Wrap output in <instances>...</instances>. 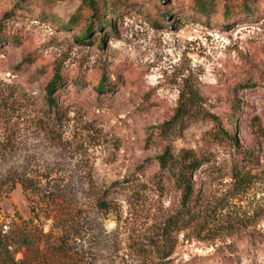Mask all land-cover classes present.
Segmentation results:
<instances>
[{"label":"rangeland","instance_id":"rangeland-1","mask_svg":"<svg viewBox=\"0 0 264 264\" xmlns=\"http://www.w3.org/2000/svg\"><path fill=\"white\" fill-rule=\"evenodd\" d=\"M209 1L202 15L194 0H122L93 41L85 17L71 26L83 0H0V227L32 240L16 259L264 264V0L251 16ZM212 116L238 144L215 139ZM167 150L209 158L193 173L200 218L171 232L169 257L183 190Z\"/></svg>","mask_w":264,"mask_h":264},{"label":"trees","instance_id":"trees-1","mask_svg":"<svg viewBox=\"0 0 264 264\" xmlns=\"http://www.w3.org/2000/svg\"><path fill=\"white\" fill-rule=\"evenodd\" d=\"M49 1L52 2L53 0H46V2ZM165 1L168 2L169 0ZM260 1L261 0H243L240 3L239 15H253L258 10V3H260ZM121 2L122 0H83L78 13L71 21V26H74L75 28L79 27L82 19L85 17L87 21L90 22L91 26L84 32L83 37L87 40L94 41L104 27L112 26V21L109 20L107 23L104 22V17L107 15V9L110 8V10H113V5H120ZM211 3L212 1L209 0H194V7L200 14L203 15L209 12ZM87 10L92 13H87ZM171 13L172 11L170 10L165 11L163 16H170ZM111 14L112 13H109V15ZM94 32L95 35L92 37ZM63 82L64 78L60 72H56L47 87L48 97L51 104L57 103L53 93L55 90L59 89ZM106 84V82H103L99 89L103 90L106 87ZM190 109V104L182 103L178 112L182 117H187L190 115ZM232 110L233 111L229 113L227 117L229 124H235L234 117L237 111H239L238 105H233ZM212 119L215 124L218 125V131L215 134V139L224 140L227 138L238 144V139L235 138L230 131L224 129L222 120L219 117L212 116ZM169 155H171V152L167 150L165 155L160 158V161L163 167L170 170L176 180V183L183 190V211L175 218L170 219L164 229V238L167 242V246L169 247L166 257L171 256L175 248V242H172L173 237L171 232L180 233L184 229L193 225L200 218L201 213L197 212L195 208L200 206V204H203V202L199 194H196L195 196L196 192L195 183L193 182V173L209 161L207 155L203 154L198 156L190 151L184 152L180 160L170 157ZM99 207L103 210H109V203L101 201L99 203ZM16 244H20V246H29L32 245V240L29 239L28 236H23L22 239L19 238L17 241H13L12 237L7 233H4L3 229L0 227V264H29L26 259H16L15 250L13 249Z\"/></svg>","mask_w":264,"mask_h":264}]
</instances>
